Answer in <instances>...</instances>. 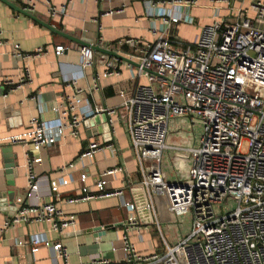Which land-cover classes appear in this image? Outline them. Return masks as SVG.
Wrapping results in <instances>:
<instances>
[{
  "label": "crops",
  "instance_id": "0c3cea01",
  "mask_svg": "<svg viewBox=\"0 0 264 264\" xmlns=\"http://www.w3.org/2000/svg\"><path fill=\"white\" fill-rule=\"evenodd\" d=\"M11 1L23 7L20 0ZM194 1L187 5L176 0H32L33 8L27 12L38 18V22L0 0V80L3 77L19 80L26 64L32 73V80L16 89L8 90L0 84V264H87L96 256L118 261L127 255L125 238L141 255H162L168 245L176 244L188 234L190 228L183 226L182 216L176 217L168 210L163 195L152 192L154 207L145 208L149 192L142 185L141 165L132 148L122 105L139 85L148 84L149 80L139 70V61L130 58L135 53L133 48L128 44L119 46L118 41L133 38L145 45L165 34L174 47L181 48L193 44L203 28L217 20L231 23L241 19L242 14L254 15L251 0ZM50 4L59 8L55 15L50 13ZM170 17L180 20L167 22ZM44 22L77 40L100 45L131 61L95 51L93 63L83 68L79 48L82 44L51 31ZM16 44L27 52L44 47L46 53L26 63L16 56ZM59 44L68 49L57 56L54 49ZM110 61L116 63L119 73L103 76ZM104 108H115L117 112L109 115L102 111ZM74 116L81 119L79 137L71 135L69 123ZM36 117L68 124L56 145L34 152L38 156L34 170L40 177L36 199L56 202L65 213L77 217L76 226L63 234L43 222L22 223L2 231L5 221L16 213L18 198L25 197L28 190L29 147L12 143L8 138L26 132L30 120ZM96 118L101 119L96 121ZM110 118L113 124L108 128ZM201 135L202 125L196 118L170 119L168 147L162 155V171L167 182L189 178L190 149L200 145ZM94 140L111 147L79 159ZM9 164L13 167L8 168ZM114 168L122 170L108 173ZM83 172L88 174L85 182L81 181ZM65 177L70 182L61 184V200H57L50 192V182ZM99 179L107 191L123 190L124 197L109 195L66 201L83 195L84 188L98 192ZM123 198L135 201L138 207L139 226L129 231L127 221L135 211L123 205ZM33 235L51 243L61 241L68 249V259L57 256L45 243L35 253L30 245L16 243L17 239L29 240Z\"/></svg>",
  "mask_w": 264,
  "mask_h": 264
},
{
  "label": "built area",
  "instance_id": "2783aa9c",
  "mask_svg": "<svg viewBox=\"0 0 264 264\" xmlns=\"http://www.w3.org/2000/svg\"><path fill=\"white\" fill-rule=\"evenodd\" d=\"M23 9L33 8L32 0H20ZM101 1V0H97ZM178 4L192 5L194 0H176ZM253 16L242 14L236 22L217 20L203 28L193 44L177 48L168 35L156 42L140 44V40L125 38L119 46L128 44L135 53L131 59L139 61V70L145 72L149 83L141 84L134 95L122 105L127 128L142 170V185L149 192L146 209L154 207L152 192L163 195L168 210L176 217L191 215L192 227L187 235L174 245H168L164 254L141 255L125 238L126 257L111 261L96 256L87 264H264V0H251ZM50 13L59 8L50 4ZM62 10L65 8L62 7ZM170 17L167 22H179ZM81 66L94 61L95 51L81 45ZM68 46H55V54L63 55ZM46 53L44 47L32 52L15 45V54L26 63ZM119 73L116 63H107L103 76ZM32 80L26 64L19 80L3 77L0 84L8 90L16 89ZM112 115L115 108H104ZM99 113V110H97ZM173 116H192L202 125L200 145L192 147L189 178L167 182L162 171V155L167 146L169 121ZM110 125L113 119H109ZM81 119L70 121L71 135L79 137ZM68 124L40 118L30 120L29 129L8 138L22 143L27 151L28 190L18 198V208L5 221L2 231L22 223H47L63 234L76 226L77 217L65 213L56 202H40V177L34 170L38 156L34 152L57 144ZM248 143L247 152L242 151ZM2 140L0 139V144ZM111 147L94 140L79 155V159L93 156ZM70 163L69 166H73ZM122 168H114V173ZM88 174H81L85 182ZM70 178L50 182V192L61 200L60 186ZM98 192L84 188V194L69 197L68 202L94 197L121 195L123 190L107 191L102 180ZM28 199L29 202H25ZM32 199V200H31ZM123 205L132 213L127 231L139 226L137 204L123 198ZM31 200V201H30ZM237 201V207L226 211L227 201ZM18 245H30L38 252L41 244L51 247L57 256L68 259V249L61 242L51 243L33 235L29 240L17 239ZM58 264V263H54Z\"/></svg>",
  "mask_w": 264,
  "mask_h": 264
},
{
  "label": "water",
  "instance_id": "95a60500",
  "mask_svg": "<svg viewBox=\"0 0 264 264\" xmlns=\"http://www.w3.org/2000/svg\"><path fill=\"white\" fill-rule=\"evenodd\" d=\"M1 1L5 2L6 4H8L9 6H11L13 9L17 10L18 12H20V13H24V14L30 16L31 18H33L34 20H36V21H38V22L40 21L38 18H36L34 15L28 13L25 9H23L21 6H19V5L16 4L15 2H13V1H11V0H1ZM44 25H45L46 27H48L51 31L57 32V33L61 34L62 36H65L66 38H68V39H70V40L78 41V42H80V43H81L82 45H84V46H90L94 51L103 52V53L109 54V55H111V56H114V57L120 58V59L125 60V61H131V60H129L127 57H125V56H123V55H121V54H119V53H117V52H115V51H109V50L106 49V48H101L100 45H95V46H93V45H91V44H87V43H85V42H82V41H80V40H77V38H75V37H73V36H70V35L64 33V32L61 31V30L56 29V28L53 27L51 24H48V23L44 22ZM100 119H101V118H96V121H99ZM106 127L111 128V126H110L109 123L106 124ZM7 167H8V168H12L13 166H12V164H9V166H7ZM106 227L108 228V226H106Z\"/></svg>",
  "mask_w": 264,
  "mask_h": 264
},
{
  "label": "rangeland",
  "instance_id": "374dc122",
  "mask_svg": "<svg viewBox=\"0 0 264 264\" xmlns=\"http://www.w3.org/2000/svg\"><path fill=\"white\" fill-rule=\"evenodd\" d=\"M248 150V143L245 142L243 143V147H242V151L243 152H247ZM227 205H226V211H230L231 209L237 207L238 205V202L237 201H231V200H228L227 202ZM192 221H193V217L191 215H184L182 216V223H183V226L186 227V228H190L192 227ZM190 231V230H189Z\"/></svg>",
  "mask_w": 264,
  "mask_h": 264
}]
</instances>
